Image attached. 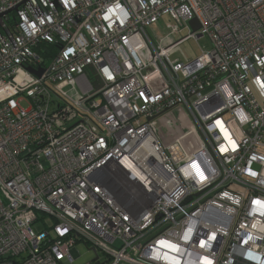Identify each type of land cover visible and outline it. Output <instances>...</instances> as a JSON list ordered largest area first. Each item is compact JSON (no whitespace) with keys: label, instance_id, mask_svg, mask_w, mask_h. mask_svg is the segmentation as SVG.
<instances>
[{"label":"built area","instance_id":"1","mask_svg":"<svg viewBox=\"0 0 264 264\" xmlns=\"http://www.w3.org/2000/svg\"><path fill=\"white\" fill-rule=\"evenodd\" d=\"M164 14L187 28L169 45ZM78 240L105 264H264V0H0V264H73Z\"/></svg>","mask_w":264,"mask_h":264},{"label":"rangeland","instance_id":"2","mask_svg":"<svg viewBox=\"0 0 264 264\" xmlns=\"http://www.w3.org/2000/svg\"><path fill=\"white\" fill-rule=\"evenodd\" d=\"M169 24H171L170 17L167 14H164L148 26V31L156 43L160 42L164 45H169L175 40L187 34V28H181V26H178L180 30L174 32L168 26ZM208 46L209 42L206 36L200 37L198 39L194 37H188L180 40L177 44L171 47L170 55L172 59L185 61L195 57L201 51V48H207ZM20 104L25 107L27 106L26 100H22ZM179 110L180 108H176L173 112H167L166 114H164V116L158 118V123L161 124V133L164 134L162 140L165 143L169 142L177 132L186 129L185 127L181 126L178 116L175 115V113ZM167 119L169 120L166 121ZM45 217L48 223L52 222L49 216ZM42 226V221L34 224V227L36 229H40ZM77 252H79L80 255L75 258V260L73 261L74 264H83L84 262L89 261L95 255V251L91 248V246H89L82 240H78L73 248V253L75 255L77 254ZM99 254L100 257L104 256V253L101 250H99Z\"/></svg>","mask_w":264,"mask_h":264},{"label":"crops","instance_id":"3","mask_svg":"<svg viewBox=\"0 0 264 264\" xmlns=\"http://www.w3.org/2000/svg\"><path fill=\"white\" fill-rule=\"evenodd\" d=\"M85 242V241H84ZM89 246H91V248L95 251V255L89 260V262H91V264H105L107 261V257L104 256L100 257L99 254V250H96L92 245H90L88 242H86ZM73 253V250H72ZM74 254V253H73ZM78 254L80 255V253L78 252ZM77 257V256H76ZM75 260V259H74ZM88 262V261H86ZM85 263V262H84ZM74 264V263H73ZM117 264H133V263H129V262H124V261H119Z\"/></svg>","mask_w":264,"mask_h":264},{"label":"water","instance_id":"4","mask_svg":"<svg viewBox=\"0 0 264 264\" xmlns=\"http://www.w3.org/2000/svg\"><path fill=\"white\" fill-rule=\"evenodd\" d=\"M190 23L192 24V27H193V28H196V27L198 26V23H197V21H196L195 18L191 19V20H190Z\"/></svg>","mask_w":264,"mask_h":264}]
</instances>
